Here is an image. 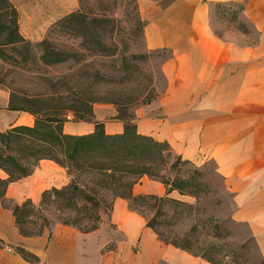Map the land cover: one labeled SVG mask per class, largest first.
I'll return each instance as SVG.
<instances>
[{"label": "crops", "instance_id": "1", "mask_svg": "<svg viewBox=\"0 0 264 264\" xmlns=\"http://www.w3.org/2000/svg\"><path fill=\"white\" fill-rule=\"evenodd\" d=\"M8 1L17 10L20 35L28 41L43 38L40 26L24 29L22 0ZM53 1L58 7L66 2ZM214 4L239 7L255 31L254 40L249 43L239 41L234 34H218L213 25ZM136 6L143 21L145 49L164 50L166 55L159 65V90L148 103L131 106L130 121L137 133L165 141L181 160L195 166L210 160L230 196L231 220L246 227L264 254V0H171L165 4L136 0ZM7 101L8 92L0 88V131L33 124L31 114L7 109ZM91 113V121L75 120L67 114L62 131L87 134L93 131V121L100 122L107 134L121 131L122 121L110 104H93ZM4 177L0 170V178ZM67 179L62 167L41 159L29 175L7 184L3 199L13 204L25 199L38 202L43 190L58 188ZM164 191L161 183L146 176L131 188L132 195L161 196ZM168 196L181 201L190 197L176 191ZM123 213H130L127 201L116 197L111 208L113 220ZM126 229L132 240L135 226ZM81 235L70 226L55 223L38 235L22 236L10 207L0 201V264H100L98 247L92 252L89 247L84 250ZM165 246L162 255L171 264H209ZM14 248L26 250L37 260L26 261ZM109 264L116 261L109 258Z\"/></svg>", "mask_w": 264, "mask_h": 264}, {"label": "rangeland", "instance_id": "2", "mask_svg": "<svg viewBox=\"0 0 264 264\" xmlns=\"http://www.w3.org/2000/svg\"><path fill=\"white\" fill-rule=\"evenodd\" d=\"M65 1L59 7L53 0H22L21 3L24 4V29L40 26L39 34H44L52 48L63 52L66 59L42 64L39 59L42 49L36 44L39 40L30 41L24 47L0 45V88L7 92L14 89L29 96L56 92L54 95L61 98L63 105L73 104L84 115L87 102L90 106L107 103L115 110L120 109V114L126 118L131 106L156 95L162 84L159 65L166 52L145 49L141 36L143 21L139 18L136 0H72V5L69 0ZM158 1L165 4L171 0ZM40 2L46 5L41 6ZM68 13L71 16L66 19ZM213 19L218 34H234L239 41L249 43L255 38L254 29L243 19L236 5L214 4ZM4 34L0 31V43ZM177 174L186 179L192 176L199 184L196 205L200 216H211L219 225L222 234L219 240L234 250L238 264L256 262L258 251L246 227L230 219L231 199L213 163L205 160L195 166L183 162ZM20 179L11 181L10 186ZM2 202L7 206L13 204L9 199ZM184 202L193 203L194 198L189 197ZM139 209L148 213L149 207ZM49 211L46 215L49 224L44 230L57 223L53 210ZM129 211L116 221L111 211L101 214L96 229L82 232V248L89 247L92 252L98 247L100 264H109V258L116 264H171L162 255L166 246L144 226L139 213ZM42 225L40 216L32 214L24 219L22 227L36 230ZM128 225L135 226L132 240L128 237ZM223 258L232 260L230 256Z\"/></svg>", "mask_w": 264, "mask_h": 264}, {"label": "trees", "instance_id": "3", "mask_svg": "<svg viewBox=\"0 0 264 264\" xmlns=\"http://www.w3.org/2000/svg\"><path fill=\"white\" fill-rule=\"evenodd\" d=\"M65 16L68 19L71 14ZM0 31L5 32L0 45L24 47L30 43L20 35L17 12L8 0H0ZM36 44L42 49L39 56L42 64H55L66 59L63 52L54 50L45 37ZM54 94L29 96L14 89L8 90L6 108L31 114L33 124L14 125L0 131V170L5 174L0 178L2 205L7 207L2 202L7 184L29 175L41 159L53 161L65 170L68 177L64 185L43 190L36 204L25 199L9 206L22 236L38 235L48 226L46 215L50 209L59 224L81 232L94 230L100 215L108 214L113 200L119 197L127 201L129 210L143 217L144 226L161 243L209 264H238L234 250L219 240L222 236L219 225L211 216H200L196 205L199 184L192 176L186 179L177 174L179 165L187 161L173 153L165 141L137 133L135 124L130 121L131 115L125 118L120 109H116L115 116L122 121L119 133H105L102 124L96 121H93L90 133H64L62 124L67 120V114L75 120L91 121V106L87 102L84 106L87 114H80L73 104L63 105L61 98ZM149 101L147 99L143 103ZM141 176L161 183L164 194L132 195L131 188ZM171 191L193 197L194 202L171 198L168 196ZM143 207H149L148 213L139 209ZM32 214L40 216L43 225L36 230H24V219ZM251 240L259 256L252 264H264V254L259 252L252 237ZM16 252L26 261L37 260L22 248ZM228 256L232 260H223Z\"/></svg>", "mask_w": 264, "mask_h": 264}]
</instances>
